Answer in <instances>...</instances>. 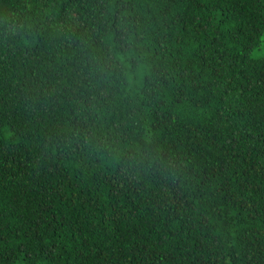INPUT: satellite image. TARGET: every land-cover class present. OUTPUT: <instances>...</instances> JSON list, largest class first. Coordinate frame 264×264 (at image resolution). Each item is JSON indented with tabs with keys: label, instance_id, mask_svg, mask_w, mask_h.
<instances>
[{
	"label": "trees",
	"instance_id": "16d2710c",
	"mask_svg": "<svg viewBox=\"0 0 264 264\" xmlns=\"http://www.w3.org/2000/svg\"><path fill=\"white\" fill-rule=\"evenodd\" d=\"M0 264H264V0H0Z\"/></svg>",
	"mask_w": 264,
	"mask_h": 264
}]
</instances>
